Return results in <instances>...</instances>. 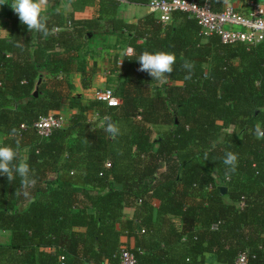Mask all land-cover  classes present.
I'll return each instance as SVG.
<instances>
[{
	"label": "trees",
	"instance_id": "16d2710c",
	"mask_svg": "<svg viewBox=\"0 0 264 264\" xmlns=\"http://www.w3.org/2000/svg\"><path fill=\"white\" fill-rule=\"evenodd\" d=\"M67 1L74 11L95 2ZM241 1L209 0L215 11ZM11 3L0 4L12 22V36L0 37L1 145L20 141L18 162L30 165L37 185L24 198L16 194L19 178L10 184L0 176V230L11 232L0 243V264H119L124 247L138 264H207L210 257L232 264L241 253L248 264H264V139L254 135L264 124V40L248 46L204 36L183 11L168 23L154 12L131 21L118 15L122 0H99L92 18L42 11L54 32L44 38L28 31ZM111 33L133 48L121 65L119 53L111 62L120 105L70 96L71 73L83 88L92 85L88 42ZM144 50L176 55L167 82L138 71ZM185 59L195 66L188 80ZM64 105L73 110L66 125L39 135L34 123ZM95 115L111 116L119 135L107 134ZM227 150L238 154V166L226 176Z\"/></svg>",
	"mask_w": 264,
	"mask_h": 264
},
{
	"label": "built area",
	"instance_id": "2783aa9c",
	"mask_svg": "<svg viewBox=\"0 0 264 264\" xmlns=\"http://www.w3.org/2000/svg\"><path fill=\"white\" fill-rule=\"evenodd\" d=\"M147 5L163 23H168L175 11L186 12L197 20L202 35L217 34L224 43L241 42L251 46L264 40V0H244L237 5L226 4L220 11L213 10L209 0L202 4L196 0H149ZM132 53L133 48L130 46L127 54ZM94 96L110 107H117L121 103V98L111 87L96 89ZM66 123L67 119L62 113L51 112L40 117L33 127L39 135L47 137ZM22 127L25 128L26 125L23 124ZM119 264H138V260L132 251L124 247L119 255ZM232 264H248L247 254L241 253Z\"/></svg>",
	"mask_w": 264,
	"mask_h": 264
},
{
	"label": "clouds",
	"instance_id": "9594fccd",
	"mask_svg": "<svg viewBox=\"0 0 264 264\" xmlns=\"http://www.w3.org/2000/svg\"><path fill=\"white\" fill-rule=\"evenodd\" d=\"M47 3L48 0H13L10 7L18 15L20 22L27 26L29 32L34 31L42 34L44 38H48L54 32L47 27V21L42 15V8ZM16 47L21 48L22 51L24 50L20 42H17ZM135 60L140 65L138 71L147 72L152 77V81L165 83L174 71L173 66L176 63V55L168 51L150 52L144 50ZM194 67L192 61L185 59L182 62L181 70L186 72L184 77L186 80L192 78ZM102 126L104 131L112 137H116L120 133L118 125L112 121L111 116H104ZM92 130L95 131L94 128ZM9 135L12 137L18 136V130L11 129ZM254 135L257 139H264V124L258 123L254 126ZM19 145L20 141L18 139L15 140V147L0 145V176H6L10 184L15 183L19 178V188L16 189V194L29 198L31 190L37 185V178L27 162H18ZM204 159L207 160V153H205ZM222 162L225 165V175H230L237 169L238 154L227 150L223 154Z\"/></svg>",
	"mask_w": 264,
	"mask_h": 264
},
{
	"label": "crops",
	"instance_id": "0c3cea01",
	"mask_svg": "<svg viewBox=\"0 0 264 264\" xmlns=\"http://www.w3.org/2000/svg\"><path fill=\"white\" fill-rule=\"evenodd\" d=\"M13 0H10V3ZM42 11L45 12L47 16L54 14V12L61 13H70L74 12V16L76 18H92L98 16L99 11V0H95L94 4L86 6L82 10L74 11L72 5L67 0H48L47 5L42 8ZM152 12L147 4H133L128 2H123L120 4L118 8V15L124 18H127L131 21H137L140 17L144 16ZM12 36V22L6 16L0 15V37H11ZM122 38V37H121ZM116 33L107 34L104 36H97L93 40L88 42L89 52L86 54L87 61L95 70V74L93 77L92 85L88 88H83L81 84V75L79 73H75L76 77L74 81L71 82L76 85L77 91H80L78 94L82 96L84 101H89L91 99H95L94 92L98 88H102L107 86L108 77H118L119 70L112 71V61L115 58V54L119 53V59L127 54V48L130 47L128 45H121L122 39ZM112 52L114 55L112 56ZM128 55V54H127ZM74 73H71L73 75ZM50 74H46V77ZM75 88V86H74ZM82 93V94H81ZM68 109V110H67ZM66 111L68 115L71 117L73 110L68 106L64 105L59 113H63ZM68 116V119L70 118ZM93 121L100 120L98 123L102 124V120L98 118V116H94ZM4 133L0 131V145L4 140ZM134 207L128 206L125 211V218L131 219L133 218ZM11 238V232L8 230H0V243H8ZM124 242L128 241L127 237L123 238ZM209 257V256H208ZM90 264V263H86ZM207 264H217V261L214 258L208 260Z\"/></svg>",
	"mask_w": 264,
	"mask_h": 264
},
{
	"label": "rangeland",
	"instance_id": "374dc122",
	"mask_svg": "<svg viewBox=\"0 0 264 264\" xmlns=\"http://www.w3.org/2000/svg\"><path fill=\"white\" fill-rule=\"evenodd\" d=\"M0 4H1V5L4 4L3 6L6 7V6L9 5L10 3H8L7 1L4 2L3 0H0ZM85 50H88V48L85 49ZM113 55H114V52H112V56H113ZM120 61H122V60L120 59ZM75 77H76L75 73H74L73 75H70V77H69L70 81H71V80L74 81ZM116 80H117V77H116V76H115V77H108L107 86H110V87L114 88V87H115V84H116ZM71 83H72V82H71ZM104 87H106V86H104ZM79 92H80V91H77V89H76V85H75V88H74L73 90H70L68 93L70 94V96H72V95L80 94ZM81 94H82V93H81ZM65 102L68 103L69 100L66 99ZM67 110H68V109H67ZM62 114L64 115L65 118H68V116H69L68 113H67L66 111H63ZM69 117H70V116H69Z\"/></svg>",
	"mask_w": 264,
	"mask_h": 264
},
{
	"label": "water",
	"instance_id": "95a60500",
	"mask_svg": "<svg viewBox=\"0 0 264 264\" xmlns=\"http://www.w3.org/2000/svg\"><path fill=\"white\" fill-rule=\"evenodd\" d=\"M172 159H174V158H170L169 160H172ZM222 190H223V192H225L227 189H226V187H223Z\"/></svg>",
	"mask_w": 264,
	"mask_h": 264
}]
</instances>
